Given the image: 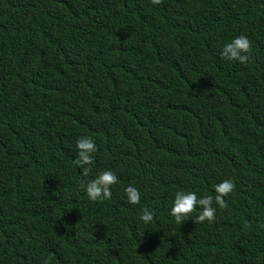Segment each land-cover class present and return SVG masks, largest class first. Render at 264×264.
Segmentation results:
<instances>
[{
	"label": "trees",
	"instance_id": "1",
	"mask_svg": "<svg viewBox=\"0 0 264 264\" xmlns=\"http://www.w3.org/2000/svg\"><path fill=\"white\" fill-rule=\"evenodd\" d=\"M225 179L214 221L170 215ZM0 264H264V0H0Z\"/></svg>",
	"mask_w": 264,
	"mask_h": 264
},
{
	"label": "clouds",
	"instance_id": "2",
	"mask_svg": "<svg viewBox=\"0 0 264 264\" xmlns=\"http://www.w3.org/2000/svg\"><path fill=\"white\" fill-rule=\"evenodd\" d=\"M151 3L161 4L162 0H151ZM220 54L225 59L246 64L252 56V42L245 35H239L230 42L225 43ZM76 149L77 155L73 163L82 168L84 176H87L90 169L85 167V165L93 163L92 154L97 150L96 144L91 137H81L76 142ZM117 179L118 177L113 171L106 169L99 171L91 180H82L81 186L91 201L111 199V186L117 182ZM234 188V182L230 179H225L214 186L215 197L203 195L198 198L195 192L178 191L172 202L170 215L175 218L177 223H182L184 218L196 211L197 206H199L201 211L195 217L194 222L214 221L216 209L212 206L213 203L215 202L221 209L226 208L228 205L224 197L228 196ZM124 191L129 203H140V192L137 188L129 185ZM140 220L145 224L150 223L153 220L152 210L144 207Z\"/></svg>",
	"mask_w": 264,
	"mask_h": 264
}]
</instances>
